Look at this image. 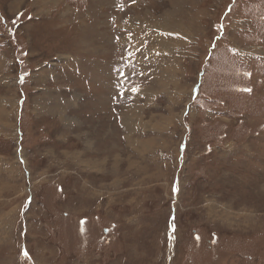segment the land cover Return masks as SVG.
I'll list each match as a JSON object with an SVG mask.
<instances>
[{
  "label": "rangeland",
  "instance_id": "obj_1",
  "mask_svg": "<svg viewBox=\"0 0 264 264\" xmlns=\"http://www.w3.org/2000/svg\"><path fill=\"white\" fill-rule=\"evenodd\" d=\"M0 264H264V0H0Z\"/></svg>",
  "mask_w": 264,
  "mask_h": 264
},
{
  "label": "snow or ice",
  "instance_id": "obj_2",
  "mask_svg": "<svg viewBox=\"0 0 264 264\" xmlns=\"http://www.w3.org/2000/svg\"><path fill=\"white\" fill-rule=\"evenodd\" d=\"M222 27V26H221Z\"/></svg>",
  "mask_w": 264,
  "mask_h": 264
}]
</instances>
